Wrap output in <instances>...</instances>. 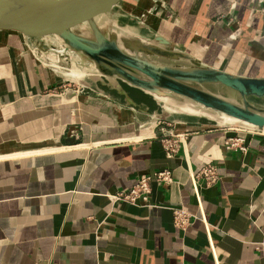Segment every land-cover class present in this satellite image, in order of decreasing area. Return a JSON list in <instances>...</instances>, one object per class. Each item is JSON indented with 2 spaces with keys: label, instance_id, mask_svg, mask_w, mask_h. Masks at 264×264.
<instances>
[{
  "label": "crops",
  "instance_id": "0c3cea01",
  "mask_svg": "<svg viewBox=\"0 0 264 264\" xmlns=\"http://www.w3.org/2000/svg\"><path fill=\"white\" fill-rule=\"evenodd\" d=\"M169 2L137 33L163 36L193 63L264 78V3ZM85 80L0 42V264H264V134L235 132L249 152L227 151L231 130L128 85L123 95L105 78ZM163 125L186 135L174 159ZM209 164L221 180L198 196L191 176ZM163 169L174 183L153 182L151 206L110 198ZM175 209L192 216L186 230Z\"/></svg>",
  "mask_w": 264,
  "mask_h": 264
},
{
  "label": "water",
  "instance_id": "95a60500",
  "mask_svg": "<svg viewBox=\"0 0 264 264\" xmlns=\"http://www.w3.org/2000/svg\"><path fill=\"white\" fill-rule=\"evenodd\" d=\"M169 1L128 0L126 5L125 0H15L0 6V42L31 52L62 77L76 60L79 69H74L112 81L123 95L125 84L174 113L217 124L227 117L234 122L220 128L251 126V131L264 133V107L252 102L264 99V78L193 63L163 36L148 39L137 33L151 31L142 18L157 16ZM133 4L130 12L127 6ZM75 82L88 86L83 78ZM189 104L200 112H186ZM235 136L234 131L229 135Z\"/></svg>",
  "mask_w": 264,
  "mask_h": 264
},
{
  "label": "built area",
  "instance_id": "2783aa9c",
  "mask_svg": "<svg viewBox=\"0 0 264 264\" xmlns=\"http://www.w3.org/2000/svg\"><path fill=\"white\" fill-rule=\"evenodd\" d=\"M261 3H264V0H259ZM233 8L236 7V4H233ZM163 124V123H160ZM164 137L162 138V145L165 150L166 156L169 159H174L178 157L180 150L183 145L186 143V135L175 134L171 130H167L163 125ZM234 132H239L241 130H231ZM264 134V133H262ZM225 147L227 151L240 152L246 155L249 152L248 145L243 138L240 137H229L226 140ZM221 180L218 168L209 164L203 167L199 173L191 176V181L193 183L194 190L199 196V189L201 186L206 188H212L218 184ZM156 182L161 187L168 188L174 183V177L172 171L169 169H163L157 171L153 174L141 175L136 184L129 190L117 193L110 196L114 202H126L133 206L147 205L151 206L150 198L152 194V183ZM192 216L188 214L183 209L174 210V224L177 228L186 230L191 225Z\"/></svg>",
  "mask_w": 264,
  "mask_h": 264
},
{
  "label": "bare ground",
  "instance_id": "6f19581e",
  "mask_svg": "<svg viewBox=\"0 0 264 264\" xmlns=\"http://www.w3.org/2000/svg\"><path fill=\"white\" fill-rule=\"evenodd\" d=\"M11 1H15V0H0V6L1 5H6L7 3L11 2ZM150 29H152V28H150ZM75 71H76V69L73 68L68 73H64L65 76H63V78L71 79L72 81H78V79L83 78L82 76L77 75L76 74L77 71L76 72ZM84 75H85V73H84ZM184 110H186V112H188V113H198V112H200V110L194 104H189L188 106L185 107ZM165 114L168 115V114H170V112L167 111V112H165ZM232 122H234V120H231V119H228L227 117H224L220 121L219 125L224 126V125H228L229 123H232ZM249 129L253 130V128L251 126H250Z\"/></svg>",
  "mask_w": 264,
  "mask_h": 264
},
{
  "label": "rangeland",
  "instance_id": "374dc122",
  "mask_svg": "<svg viewBox=\"0 0 264 264\" xmlns=\"http://www.w3.org/2000/svg\"><path fill=\"white\" fill-rule=\"evenodd\" d=\"M170 3V2H169ZM134 5V4H133ZM169 5V4H168ZM135 6V5H134ZM132 8V7H131ZM167 8V7H166ZM133 9V8H132ZM164 15V11H159L158 12V16L159 17H162ZM73 65H74V68H77V69H79L78 68V65H77V63H76V60H74L73 61ZM83 73H85L84 71H82ZM87 77H90L89 75H87L86 73H85V75H84V77H83V79H87ZM70 84V83H69ZM71 85H76V83H72ZM252 102L255 104V105H257V106H259V107H264V99L263 100H252ZM207 123L208 124H210V125H212V126H215V127H219L218 126V124L217 123H215V122H208L207 121ZM242 131V130H241Z\"/></svg>",
  "mask_w": 264,
  "mask_h": 264
}]
</instances>
